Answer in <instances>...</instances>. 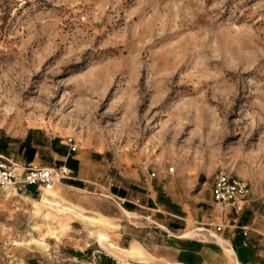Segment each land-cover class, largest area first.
Returning a JSON list of instances; mask_svg holds the SVG:
<instances>
[{"label":"rangeland","instance_id":"374dc122","mask_svg":"<svg viewBox=\"0 0 264 264\" xmlns=\"http://www.w3.org/2000/svg\"><path fill=\"white\" fill-rule=\"evenodd\" d=\"M29 131L101 152L104 185L112 170L188 194L222 171L264 198V0H0V132ZM65 182L0 184V264H79L98 232L140 230L42 204L116 214Z\"/></svg>","mask_w":264,"mask_h":264},{"label":"crops","instance_id":"0c3cea01","mask_svg":"<svg viewBox=\"0 0 264 264\" xmlns=\"http://www.w3.org/2000/svg\"><path fill=\"white\" fill-rule=\"evenodd\" d=\"M7 136L0 132L1 154L13 156L23 165H66L72 171V178L64 186L88 191L92 184L99 185L106 191L102 195L112 200L117 212L114 216L103 212H99V217L86 216L61 205L55 199L58 196L55 192L47 193L42 204L59 205L67 212L84 219L93 218L104 226L105 222L116 223L119 213L130 219L134 214L145 218L136 227L140 229L136 234L121 231L113 243L107 234L98 232L96 245L88 244L80 251L74 249L72 256L80 259L79 264H264L262 197L250 195L240 213L230 207L221 212L212 200V182H198L194 191L187 194L165 183L154 187L149 183L136 184L128 173L121 174L123 184L116 179L118 172L112 176L110 170L109 174L104 172L108 180L104 185L101 175L105 158L101 152L72 150L66 140L49 135L35 139L33 131L19 141L5 142ZM27 136L26 145L35 150L32 159L27 158L25 147L20 149ZM124 234L132 237L126 246H120Z\"/></svg>","mask_w":264,"mask_h":264},{"label":"built area","instance_id":"2783aa9c","mask_svg":"<svg viewBox=\"0 0 264 264\" xmlns=\"http://www.w3.org/2000/svg\"><path fill=\"white\" fill-rule=\"evenodd\" d=\"M67 142L72 150L76 149V144L72 143L71 139ZM15 166L18 164L14 162L13 156L0 154V184L2 186L16 188L19 184H39L48 190L72 178V171L66 165L35 166L28 164L24 165L21 174L17 172ZM250 195L251 187L241 177L220 171L213 178L212 200L221 212L230 207L235 213H240Z\"/></svg>","mask_w":264,"mask_h":264},{"label":"trees","instance_id":"16d2710c","mask_svg":"<svg viewBox=\"0 0 264 264\" xmlns=\"http://www.w3.org/2000/svg\"><path fill=\"white\" fill-rule=\"evenodd\" d=\"M27 141H28V136H27V138L23 141V143L21 144L20 149H21L22 147H25L24 152H25V153L27 152V158H28V159H32L35 150H34L33 148L29 149V147L26 145ZM0 154H1V153H0ZM68 159H69V157H68ZM67 163H68V161H67Z\"/></svg>","mask_w":264,"mask_h":264},{"label":"bare ground","instance_id":"6f19581e","mask_svg":"<svg viewBox=\"0 0 264 264\" xmlns=\"http://www.w3.org/2000/svg\"><path fill=\"white\" fill-rule=\"evenodd\" d=\"M52 189V188H51ZM49 190V189H48Z\"/></svg>","mask_w":264,"mask_h":264}]
</instances>
